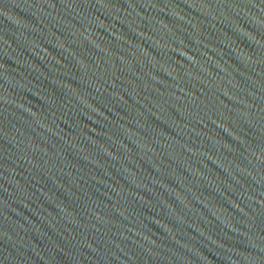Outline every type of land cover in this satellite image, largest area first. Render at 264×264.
<instances>
[{
	"label": "water",
	"instance_id": "water-1",
	"mask_svg": "<svg viewBox=\"0 0 264 264\" xmlns=\"http://www.w3.org/2000/svg\"><path fill=\"white\" fill-rule=\"evenodd\" d=\"M0 264H264V0H0Z\"/></svg>",
	"mask_w": 264,
	"mask_h": 264
}]
</instances>
